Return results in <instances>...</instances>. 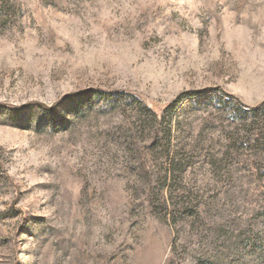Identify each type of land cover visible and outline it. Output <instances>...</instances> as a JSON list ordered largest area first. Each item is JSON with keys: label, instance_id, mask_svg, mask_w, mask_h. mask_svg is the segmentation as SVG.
<instances>
[{"label": "rangeland", "instance_id": "374dc122", "mask_svg": "<svg viewBox=\"0 0 264 264\" xmlns=\"http://www.w3.org/2000/svg\"><path fill=\"white\" fill-rule=\"evenodd\" d=\"M0 264H264V0H0Z\"/></svg>", "mask_w": 264, "mask_h": 264}, {"label": "trees", "instance_id": "16d2710c", "mask_svg": "<svg viewBox=\"0 0 264 264\" xmlns=\"http://www.w3.org/2000/svg\"><path fill=\"white\" fill-rule=\"evenodd\" d=\"M42 107V106H41ZM144 107L148 110V111H151L150 108L146 105H144Z\"/></svg>", "mask_w": 264, "mask_h": 264}]
</instances>
